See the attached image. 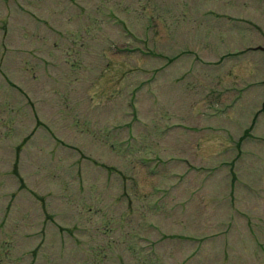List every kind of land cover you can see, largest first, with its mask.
Here are the masks:
<instances>
[{"label":"rangeland","instance_id":"rangeland-1","mask_svg":"<svg viewBox=\"0 0 264 264\" xmlns=\"http://www.w3.org/2000/svg\"><path fill=\"white\" fill-rule=\"evenodd\" d=\"M0 264H264V0H0Z\"/></svg>","mask_w":264,"mask_h":264}]
</instances>
